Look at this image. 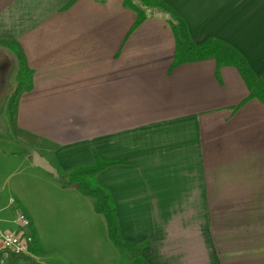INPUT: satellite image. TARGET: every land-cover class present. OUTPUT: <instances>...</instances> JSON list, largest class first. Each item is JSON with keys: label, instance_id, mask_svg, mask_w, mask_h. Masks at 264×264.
<instances>
[{"label": "crops", "instance_id": "crops-1", "mask_svg": "<svg viewBox=\"0 0 264 264\" xmlns=\"http://www.w3.org/2000/svg\"><path fill=\"white\" fill-rule=\"evenodd\" d=\"M163 1L195 44L232 45L264 79V0ZM155 9L134 28L124 0H0V84L9 85L0 101L29 69L11 123L43 143L31 164L22 158L46 173L39 223L24 205L37 251L65 264L107 254L91 202L36 164L71 172L99 158L113 162L97 181L121 236L149 264H231L228 245L232 264H264V104L248 99L233 66L172 67L175 36ZM6 222L0 216V231L18 229Z\"/></svg>", "mask_w": 264, "mask_h": 264}, {"label": "trees", "instance_id": "trees-1", "mask_svg": "<svg viewBox=\"0 0 264 264\" xmlns=\"http://www.w3.org/2000/svg\"><path fill=\"white\" fill-rule=\"evenodd\" d=\"M143 5L136 4L133 0H124V5L136 13V20L134 28L140 25L147 19L146 9L156 8L168 15V23L172 29V32L176 40V52L172 67L178 65L202 61L207 59H214L217 63V71L223 66L235 67L243 80L245 81L248 89V99H258L264 104V79L258 77L254 71L250 68L247 60L244 56L235 49L232 45L223 42L218 39L210 38L202 44H195L192 41L187 24L170 5L163 0H139ZM30 74V70L26 67H22L19 73V84L14 92L11 94L8 101L9 116L12 121L15 118L16 106L19 100V94L24 88L31 87L30 78L23 80V74ZM113 162H106L99 158L89 166L76 168L69 172L68 179L66 180V174L59 170L58 176L63 187L67 185H77V189L81 194L90 198L94 204V210L101 215L105 222L110 240L117 246L122 247L126 242L121 236L120 222L113 203L112 197L103 186L96 184L95 175L106 167L110 166ZM63 181H69L70 183L64 184ZM92 183L93 187L90 186ZM144 243L140 244L138 248H142ZM34 246V245H33ZM6 255L8 264H17L21 261H28L30 264H37L36 260L32 256H25L24 254L5 253L0 251V257ZM135 264H149L141 254H137L134 258Z\"/></svg>", "mask_w": 264, "mask_h": 264}, {"label": "rangeland", "instance_id": "rangeland-1", "mask_svg": "<svg viewBox=\"0 0 264 264\" xmlns=\"http://www.w3.org/2000/svg\"><path fill=\"white\" fill-rule=\"evenodd\" d=\"M133 1L137 4V0H133ZM150 9H154V8H150ZM154 11L159 12V10L157 11L156 9ZM17 76L19 80L18 73L16 75V79ZM22 78L23 80H28L29 75L27 73L23 74ZM8 87H9L8 84H0V96L4 94L5 90ZM8 101L7 102H5L4 100L0 101V216L7 221L6 223H8L11 220L15 219L17 214V209H19V211L25 212L24 205L27 204L29 205L33 213L36 215L37 222L39 223L40 197H41L42 189L44 188L43 184L47 182V180L44 178L43 175L44 174L46 175V173L42 169H35L34 167L30 166L29 163L31 164L33 150H36V148L39 149L38 147H40L43 143L41 142V140L37 139L36 137L14 130L11 123L12 120H10L11 118L9 116V112L11 111V108L9 109ZM6 118L8 119V122ZM32 145H34L33 149H32ZM44 145L47 144L44 143ZM25 157L29 159V163H27L24 159H22ZM37 163L39 162L37 161ZM55 170L57 171L58 174L60 169L58 170L55 169ZM60 171L63 172L62 170ZM100 172H98L95 175L96 182H94L99 185L101 184L97 181V175ZM63 173L66 174V177L64 178L67 180L68 179L67 176L69 172H63ZM55 176H57L58 181L62 188H74L79 192L76 184L70 185L68 184L70 183L69 181L66 182L63 181L64 184H68L67 185L68 187H63L62 183L59 180L60 179L59 176L58 175ZM90 186L93 187L92 183H90ZM82 196L84 195L82 194ZM84 197L86 198V200H89L91 202L94 208V204L92 200L87 196ZM11 198L13 199L12 201L14 203L11 202L10 200ZM28 218L29 220H31L29 216ZM98 218L105 225L106 222L104 218L101 215L98 216ZM17 228L20 230L21 233L28 232L33 235V233L30 231L31 227L28 229H23L17 226ZM18 229L15 232L18 233L19 232ZM47 243L48 242L46 239V241L43 244V248L47 247ZM126 244L127 243H125L120 248L117 247L114 243H111L110 239L108 238L105 241V244L102 246V250L105 251L107 254L102 257H98L97 260L95 262H91V264H135L134 258L137 255L135 254L137 251H135L134 248L137 247L132 246V244H128V245ZM33 245L31 246L29 254H26L25 256H30V254H35L37 258L36 257L33 258L36 260L37 264H65L63 260H60L58 258V254L56 251L47 252V253L38 252L35 242ZM53 246L56 247V245ZM128 252L129 254L134 253L131 257H129V259L126 256V253ZM225 253L227 255V258H229L227 259V261L231 262L232 264L233 261L232 258H234V255L236 258V253L235 254L233 253V247L228 245L225 248ZM238 253L237 255L239 257ZM110 257L112 258V260ZM19 261L21 262L17 264H30L28 261L25 260H19Z\"/></svg>", "mask_w": 264, "mask_h": 264}, {"label": "built area", "instance_id": "built-area-1", "mask_svg": "<svg viewBox=\"0 0 264 264\" xmlns=\"http://www.w3.org/2000/svg\"><path fill=\"white\" fill-rule=\"evenodd\" d=\"M12 200L11 202L14 203ZM15 221L17 226L23 229H28L32 225L28 215L23 211L17 212ZM34 242L33 235L28 232L0 231V251H4L5 253L29 254ZM0 264H8L6 255L0 257Z\"/></svg>", "mask_w": 264, "mask_h": 264}, {"label": "water", "instance_id": "water-1", "mask_svg": "<svg viewBox=\"0 0 264 264\" xmlns=\"http://www.w3.org/2000/svg\"><path fill=\"white\" fill-rule=\"evenodd\" d=\"M36 164L39 165V166H41V167H43V168H45L46 170L54 173L55 175H58L57 174V171L52 166H50L48 163H41V162H39V163H36Z\"/></svg>", "mask_w": 264, "mask_h": 264}]
</instances>
